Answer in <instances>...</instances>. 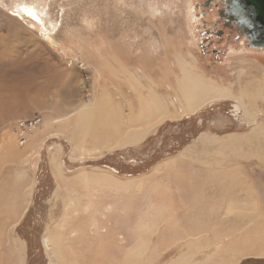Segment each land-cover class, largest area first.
<instances>
[{
  "label": "rangeland",
  "instance_id": "rangeland-1",
  "mask_svg": "<svg viewBox=\"0 0 264 264\" xmlns=\"http://www.w3.org/2000/svg\"><path fill=\"white\" fill-rule=\"evenodd\" d=\"M207 1L0 0V264H264V44Z\"/></svg>",
  "mask_w": 264,
  "mask_h": 264
},
{
  "label": "bare ground",
  "instance_id": "bare-ground-1",
  "mask_svg": "<svg viewBox=\"0 0 264 264\" xmlns=\"http://www.w3.org/2000/svg\"><path fill=\"white\" fill-rule=\"evenodd\" d=\"M19 16H21V17H23L25 19H29L30 21H32V22H34L36 24H39V25H41L43 27L45 25L43 20H42V18L40 17L38 12L34 9V7L27 6V5H21L20 6V11H19ZM45 20H46V18H45ZM46 21H45V23H46ZM179 70H180V73H181V78L179 79L178 83L180 85V89H181V92H182V97L187 101L188 104H190L194 108L196 107V105L194 103L201 101L202 98H204V96L207 97L206 95L208 93H209L208 97L211 95V98L212 99H216L217 98L216 99L217 101L219 99H225V98H228V97H233L232 92L229 89L226 88V89L218 90V87L216 89V87L210 86V85H208V83H205V81H204L205 77L202 78L199 75H197L194 72L195 71L194 68L190 64H188L187 62H181V67L179 68ZM259 93H260L259 91L255 92V93H253V92L248 93V92L245 91V92L241 93L240 99L245 101L246 98L247 99L249 98V101L251 100V102H252V101H254V98L256 96H258ZM148 96L151 99L150 102H146L148 104V106L150 104H157L156 101L158 99L155 98V97H158V94L156 95L151 89L150 90L148 89ZM143 105H146V104L144 103V104H142V106ZM247 106H250V105H247ZM95 108H96V105H95ZM95 108L87 109V114L88 115H91V114L94 115V113H97L96 111H94ZM196 108H198V107H196ZM247 110L250 113L253 112V111H250L248 108H247ZM99 111H101V109ZM108 113L109 112H107V114ZM145 113L149 114V115H152V111L151 110L150 111H145ZM100 115H103V114H99V116ZM104 124H106V123H104ZM61 170L58 169V171H61ZM107 238H109V236H107ZM44 242H45V247H46L47 250L52 248L55 251V253H54L55 257H56L57 261L60 262V264H68L69 261H68V259H66L67 256L64 254V249L61 247V244L59 246L58 240L54 236H51V237L49 236L48 238L45 239ZM74 259H76V256L73 257V259H72V262L74 264H76L75 262H77V261H75ZM72 262L70 264H72Z\"/></svg>",
  "mask_w": 264,
  "mask_h": 264
},
{
  "label": "flooded vegetation",
  "instance_id": "flooded-vegetation-1",
  "mask_svg": "<svg viewBox=\"0 0 264 264\" xmlns=\"http://www.w3.org/2000/svg\"><path fill=\"white\" fill-rule=\"evenodd\" d=\"M205 4L207 6V7H205L207 10H210V9L215 10V7L217 6V5L214 6L215 3L211 2L210 0H208ZM220 5L222 7L221 2H220ZM239 7H240V10L237 13L239 16V19L234 18V19H237L238 21L234 22L233 25L235 23H239L240 26L244 25V27L247 25L248 27H250V29L252 31L254 30V32L256 33V35L259 39V40H257L256 43H253V45L257 46L261 43L264 44V25H262L260 22L257 21L254 13L252 12V10L250 8L244 7V6H242V4H240ZM225 17H226V15H225ZM223 22L226 24H231L230 26L232 27L233 21H231V19H229V23H228V21L224 18ZM241 27L243 28V26H241ZM248 31H249V29H248ZM244 32H245V30L241 31L240 29H234L233 30V32L231 34L232 40H230V42L234 43V44H231L232 46L234 45V47H235V44H242L245 46H249L250 43H252V42L248 43L249 41L245 40V36L243 35ZM219 36H223L222 31L217 32L216 37L218 39L220 38Z\"/></svg>",
  "mask_w": 264,
  "mask_h": 264
},
{
  "label": "water",
  "instance_id": "water-1",
  "mask_svg": "<svg viewBox=\"0 0 264 264\" xmlns=\"http://www.w3.org/2000/svg\"><path fill=\"white\" fill-rule=\"evenodd\" d=\"M239 5L248 7L254 13L258 22L264 25V0H235Z\"/></svg>",
  "mask_w": 264,
  "mask_h": 264
},
{
  "label": "built area",
  "instance_id": "built-area-1",
  "mask_svg": "<svg viewBox=\"0 0 264 264\" xmlns=\"http://www.w3.org/2000/svg\"><path fill=\"white\" fill-rule=\"evenodd\" d=\"M37 122L38 121L29 123L28 126L30 127V129H28L27 127L22 128L21 135L26 136L29 133V131L31 130V128L35 127Z\"/></svg>",
  "mask_w": 264,
  "mask_h": 264
},
{
  "label": "crops",
  "instance_id": "crops-1",
  "mask_svg": "<svg viewBox=\"0 0 264 264\" xmlns=\"http://www.w3.org/2000/svg\"><path fill=\"white\" fill-rule=\"evenodd\" d=\"M106 136H109V135H106ZM106 139H108V138H106Z\"/></svg>",
  "mask_w": 264,
  "mask_h": 264
}]
</instances>
